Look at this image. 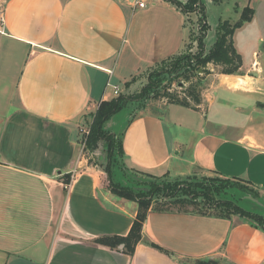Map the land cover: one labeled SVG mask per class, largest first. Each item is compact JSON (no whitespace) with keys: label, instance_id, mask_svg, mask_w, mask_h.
<instances>
[{"label":"crops","instance_id":"crops-1","mask_svg":"<svg viewBox=\"0 0 264 264\" xmlns=\"http://www.w3.org/2000/svg\"><path fill=\"white\" fill-rule=\"evenodd\" d=\"M252 1L248 23L264 2L243 5ZM0 2V264H264L262 227L190 208H150L132 254L95 242L126 235L138 205L110 192L105 174L86 161L79 126L107 99L110 80L125 84L191 42L189 14L169 0L144 8L131 0ZM240 28L232 36L237 73L208 63L197 105L164 98L125 123L128 166L176 176L203 170L264 192V37L246 39L244 49Z\"/></svg>","mask_w":264,"mask_h":264},{"label":"trees","instance_id":"trees-1","mask_svg":"<svg viewBox=\"0 0 264 264\" xmlns=\"http://www.w3.org/2000/svg\"><path fill=\"white\" fill-rule=\"evenodd\" d=\"M184 13L190 14L191 12H199L200 16V28L199 32L195 36L196 47L198 48V54L195 58H189L188 56L178 58V64L169 71H159L156 73L155 81L148 85L153 90L158 89L160 83L164 82L166 76L181 73L183 80L192 83V78L198 73L201 68L204 73L205 65L212 63L214 65L221 66V72L225 74L237 73L242 60L240 54L235 50L233 46L232 36L236 28L240 27L243 23L250 21L254 10L250 5L244 6L239 19L236 22H230L229 19L220 21L216 26V38L210 49H205L204 38L208 28L205 20V4L204 0H187L185 3H181L177 0H169ZM223 1V0H214ZM193 40V38H192ZM178 55V54H177ZM174 55L166 60H163L158 64L165 63L167 60L177 56ZM179 57V56H178ZM150 80V79H149ZM128 86V82L125 84ZM189 86V91H194V86ZM167 88V87H166ZM168 89V88H167ZM116 97L112 100H101L100 105L97 107L94 114V118L89 126V134L86 136L85 144L83 146V153L87 155V152L93 150L99 146V143H106V150L108 155L113 156L116 153V148L123 154L122 143L119 137L118 143L116 136L111 132L104 130L105 121L113 114L117 113L121 106V98ZM160 97L165 98L167 102L178 104L184 107H194L200 102V94L195 100V105H191L190 102L178 98V95L169 92V90H163ZM109 156V157H110ZM90 163V161H87ZM111 162V161H110ZM109 162V164H110ZM109 166V165H108ZM107 166V171L109 168ZM106 171V172H107ZM144 174L141 170H135ZM109 174V173H108ZM146 174V173H145ZM216 174V178L203 181H187L185 184L174 183L173 187L163 197L161 201L153 202L152 199L145 197L144 191H140V194H133L131 190L120 188L114 184V181L109 174V186L108 189L121 197L133 200L138 205V210L135 218L132 221L131 227L126 235H106L95 239V242L101 245H105L111 249H117L119 245L122 246L123 252L132 254L137 243L142 239V227L146 219L147 213L150 208L181 209L185 206H195V211L203 214L214 215L222 218H229L232 215H241L248 217L254 221L256 225L264 229V202L259 201L258 193L260 190L253 186L247 179L239 177H225L220 174ZM69 176L64 178V183L69 182ZM164 190L163 187H157L156 191ZM166 192V191H165ZM199 199H202L201 202ZM206 204V205H205ZM157 205L158 207H155ZM205 206L207 208H205ZM258 208V209H254ZM260 222V224H259ZM261 223L263 225H261ZM196 264H218L215 259L195 261Z\"/></svg>","mask_w":264,"mask_h":264},{"label":"rangeland","instance_id":"rangeland-1","mask_svg":"<svg viewBox=\"0 0 264 264\" xmlns=\"http://www.w3.org/2000/svg\"><path fill=\"white\" fill-rule=\"evenodd\" d=\"M245 0H223L221 2H215L213 0H204L205 4V20L208 25L206 35L204 38V47L205 49H210L212 44L215 41V29L217 24L224 20L229 19L230 22H236L239 19V15L244 7L243 2ZM239 2V4L237 3ZM256 4V2H255ZM239 5V6H237ZM254 2L250 3V6L253 7ZM259 7H257V15L253 19L252 22L248 23L245 22L242 24V28L240 31L236 32V41L240 47L247 49L245 42L246 39L249 38H259L260 36L264 37V2L258 3ZM239 8V9H238ZM238 9V11H237ZM199 12H191L189 14V18L185 20L187 22L188 30L193 29L195 33L192 32L191 34V42L175 57L167 60L165 63L153 65L147 68L143 73L131 77L125 84L128 82V86L124 83L121 85L119 81L122 80H110V86L108 87L107 99L103 100H112L116 97L113 94V89L111 85L118 84L119 86V96L117 98H121L120 101V110L113 114L110 118H108L104 123V130L106 132H111L114 137L116 136L117 143L120 137V132L122 127L125 123L130 120L134 115L135 112L139 109H142L146 106L152 107L154 106L156 101L163 100L164 98L160 97L163 93V90H169V92L178 95L179 99L186 100L190 102L191 105H195V100L198 98L199 94L201 93L202 88L207 85V82L203 78V74H206L208 70L206 69L207 66L205 65L204 73H202V69L198 70V73L201 75L195 74L192 78V83L183 80L182 74H172L168 75L164 78V82L160 83L159 88L152 91V89L148 85H151L152 80H156L155 77L157 76L156 73L159 71H169L174 68L178 64V58L188 56L190 59L195 58L198 54V48L196 47L195 36L199 32L200 28V19H199ZM257 25V27H256ZM260 25V28H258ZM193 38V40H192ZM179 56V57H178ZM245 63L249 65L251 62V55L245 54ZM221 66H219V70H221ZM150 79V80H149ZM194 86V91H189V86ZM3 86V85H2ZM0 86V88L2 87ZM168 89H167V88ZM195 99V100H194ZM101 102V101H100ZM100 102L92 108L90 111L84 115L82 122L79 126V142L82 141L83 135L82 130H89L90 123L94 118V114L96 112L97 107L100 105ZM152 103V104H151ZM178 109V114L182 115L183 112H188L184 110V108H180L175 106ZM177 113H175L176 115ZM192 114V113H190ZM170 129H173V125H168ZM108 155L106 150V143L101 142L99 146L94 148L93 150L87 152V155L84 154L86 161H90L91 165H95L101 169V171L105 174V178L108 181L109 186V174L111 175L114 184L120 188H124L126 190H131V192L135 195L140 194V191H144L145 197L152 199L153 202L161 201L163 197H166V194L170 190L174 183L185 184L187 181H203L208 179L216 178V174L208 171L203 170H195L190 174L176 176V174H169L166 172L163 173H153L148 171H143L144 174L140 172H136L134 168L127 165L125 162L123 155L119 152V149L116 148V153L113 156ZM111 161V162H110ZM110 162V164H109ZM109 165V166H108ZM107 166L109 171H107ZM107 169V170H106ZM107 171V172H106ZM109 173V174H108ZM146 173V174H145ZM187 186V185H186ZM157 187H164V190H159L154 193ZM110 191V190H109ZM111 192V191H110ZM114 194V193H113ZM116 195V194H115ZM259 201L262 203L264 202V192H259ZM201 202L202 199H199ZM206 205V204H205ZM155 207H158L155 205ZM183 208H190L195 210V206H185ZM205 208H207L205 206ZM258 209V208H254ZM241 218L251 220L248 217L238 215ZM252 221V220H251ZM258 223V221H254ZM260 224V222H259ZM261 225H263L261 223Z\"/></svg>","mask_w":264,"mask_h":264},{"label":"built area","instance_id":"built-area-1","mask_svg":"<svg viewBox=\"0 0 264 264\" xmlns=\"http://www.w3.org/2000/svg\"><path fill=\"white\" fill-rule=\"evenodd\" d=\"M130 3L132 4L134 8H144L150 3V0H131ZM3 24H4V8H3L2 3L0 2V33H3ZM111 86L113 89V94L118 95L119 87L117 85H111ZM88 134H89V130H82L83 138L80 144H81V148H82L81 150H82L83 156H84L83 146L85 144V139Z\"/></svg>","mask_w":264,"mask_h":264}]
</instances>
